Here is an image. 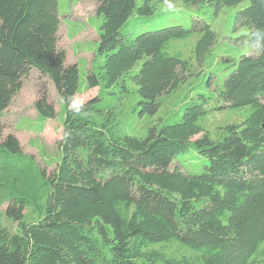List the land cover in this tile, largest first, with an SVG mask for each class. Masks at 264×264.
<instances>
[{
	"label": "trees",
	"instance_id": "obj_1",
	"mask_svg": "<svg viewBox=\"0 0 264 264\" xmlns=\"http://www.w3.org/2000/svg\"><path fill=\"white\" fill-rule=\"evenodd\" d=\"M166 0H97L103 16L98 52L103 61L87 75L90 88L128 91L137 86L141 113L154 114L159 97L180 87L189 63L166 51L170 40L202 31L198 56L215 40L210 25H171L133 39L122 27L134 12L149 15ZM216 12L243 0H181ZM58 0H0V205L17 222L0 225V264H260L264 261V53L242 55L216 98L225 107L251 106L240 123L221 127L217 138L200 124L211 99L199 94L180 119L153 126L145 136L121 134L112 119H97L99 97L69 110L79 88V68L60 47ZM236 22L248 41L264 44V0H250ZM143 60L140 69L134 66ZM38 71L65 106L60 159L49 171L4 133L1 119ZM128 79V80H127ZM55 118L49 94L34 104ZM194 147L208 158L203 172L175 166ZM31 213L32 218L27 216ZM176 244L185 250L170 252Z\"/></svg>",
	"mask_w": 264,
	"mask_h": 264
},
{
	"label": "rangeland",
	"instance_id": "obj_2",
	"mask_svg": "<svg viewBox=\"0 0 264 264\" xmlns=\"http://www.w3.org/2000/svg\"><path fill=\"white\" fill-rule=\"evenodd\" d=\"M249 1L224 6L216 12L208 4L188 6L181 0H166L156 3L152 14L134 12L130 16L122 27V33L128 39L171 25L192 29L196 21L210 25L216 36L209 51L202 57L198 56L196 47L202 31H192L185 38L167 43L168 53L179 55L189 63L188 77L178 89L159 97L160 108L156 113L142 114L137 86L130 81L128 91L118 85L111 89L90 88L87 85L90 67L93 64L97 66L104 59L98 52L103 16L96 11L97 0H58L60 47L67 51L68 63H75L79 68V88L75 98L85 103L98 96V107L102 111L97 114L99 121L108 117L121 134L145 136L153 126L178 121L189 101L200 100L199 94H207L211 99L205 105L207 112L200 124L213 138H217L221 127L240 123L251 112V106L222 108L224 103L216 98V93L223 88L226 77L237 67L241 56L258 53L256 46L247 39L249 27L236 22L237 12ZM169 3L174 10L168 8ZM142 64L143 60L139 61L132 73L137 72ZM44 91L56 106L55 118L43 117L35 109L34 104ZM64 119L65 106L58 100L53 84L35 69L24 78L22 89L2 116L1 125L5 134L13 133L19 138L25 153L32 155L41 167L52 171L60 159L58 144L62 138ZM207 162L208 158L192 146L177 155L174 165L183 167L188 174H198L204 171ZM6 208L7 204L0 205V225L16 232L18 224L7 217ZM27 216L32 218L29 211ZM166 248L170 252L185 251L176 244Z\"/></svg>",
	"mask_w": 264,
	"mask_h": 264
},
{
	"label": "clouds",
	"instance_id": "obj_3",
	"mask_svg": "<svg viewBox=\"0 0 264 264\" xmlns=\"http://www.w3.org/2000/svg\"><path fill=\"white\" fill-rule=\"evenodd\" d=\"M168 8L174 10V6L171 3L168 4ZM258 51L264 53V44L259 46ZM82 107H83V101L75 97L70 98V103H69L70 111H74L76 114H80Z\"/></svg>",
	"mask_w": 264,
	"mask_h": 264
}]
</instances>
